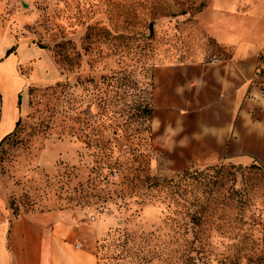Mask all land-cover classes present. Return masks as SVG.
<instances>
[{"label":"rangeland","instance_id":"374dc122","mask_svg":"<svg viewBox=\"0 0 264 264\" xmlns=\"http://www.w3.org/2000/svg\"><path fill=\"white\" fill-rule=\"evenodd\" d=\"M253 2L0 0V79L16 83L14 118L0 140L20 119L0 144V226L7 228L9 250L21 217L58 210L73 219L66 221L65 231L77 233L75 246L92 252L97 264L124 255L110 243L120 231L133 236L131 245L145 242L158 249L169 241L174 206L168 191H158L155 182L184 169L237 166L176 170L167 165L164 152L150 142L141 113L152 90L153 69L227 57L231 46L218 40L222 30L245 40L251 39L252 25L264 33V21L251 22V16H264V5ZM21 47L36 51L22 60ZM259 61L264 64V52ZM2 107L0 87V122ZM110 152L118 164L101 170L107 177L100 178L97 166ZM238 170L244 173L242 181L250 177L251 182V172L261 176L251 188L247 222L234 231L244 237L213 232L204 264H264V167ZM26 248L14 250L26 256ZM178 256L164 249L147 261L181 264Z\"/></svg>","mask_w":264,"mask_h":264},{"label":"crops","instance_id":"0c3cea01","mask_svg":"<svg viewBox=\"0 0 264 264\" xmlns=\"http://www.w3.org/2000/svg\"><path fill=\"white\" fill-rule=\"evenodd\" d=\"M260 2L264 5V0ZM261 21L264 16H251V22ZM252 26L247 40L219 31L218 40L231 46L227 57L154 67L152 144L166 154L169 167L264 166V64L259 61L264 33ZM35 51L34 47H21L19 56L27 60ZM48 62L45 56L44 63ZM15 86V82L0 79V137L14 118L11 100ZM66 221H73L67 211L24 215L12 229L15 246L10 250L7 228L1 225L0 264H96L92 252L75 246L78 235L70 228L65 231ZM23 245L26 256L15 253Z\"/></svg>","mask_w":264,"mask_h":264},{"label":"trees","instance_id":"16d2710c","mask_svg":"<svg viewBox=\"0 0 264 264\" xmlns=\"http://www.w3.org/2000/svg\"><path fill=\"white\" fill-rule=\"evenodd\" d=\"M11 50L12 48L8 49L5 56H8ZM152 90L148 101L145 102L141 110L143 117L148 121L147 133L151 143ZM17 104H20V95H18ZM19 122L20 119L15 122L13 130L0 140V144L16 131ZM102 159L97 166V176L100 178L107 177L101 170L111 171L118 164V158L113 159L111 152ZM252 165L254 164L247 165L248 169H251ZM236 166L237 170L234 167L227 168L223 165L209 166L204 169H184L175 173L168 180H164L166 182H155L154 186L158 187V191H168L166 195L169 197V201L172 200L174 206L173 211L169 212L173 215L169 218L175 222L170 225L172 234L169 241L164 245L161 244L162 247L158 246V249L148 247L145 242L131 245L133 236L125 230L120 231L111 239L110 243L124 255L116 254L104 257V264H126L130 261L134 264H148L147 259L155 254H163L164 249H167L168 253L179 252L178 259L181 264H204L203 255L207 252L206 247L210 245L213 232L227 238L240 237L242 240L244 236L237 235V232L234 235V231L236 228L243 229L247 222V214L251 205V188L259 185L258 181L261 176L256 172H251V182L248 180L250 177H246L242 181L244 173L240 172L238 168L246 166ZM188 244L189 248H185ZM134 245H136L135 248ZM174 245L177 247L172 249ZM131 255H135V258H130ZM148 256L150 257L148 258ZM223 264L237 263L229 260L228 263L223 262Z\"/></svg>","mask_w":264,"mask_h":264},{"label":"water","instance_id":"95a60500","mask_svg":"<svg viewBox=\"0 0 264 264\" xmlns=\"http://www.w3.org/2000/svg\"><path fill=\"white\" fill-rule=\"evenodd\" d=\"M149 33H152V23L149 24Z\"/></svg>","mask_w":264,"mask_h":264},{"label":"built area","instance_id":"2783aa9c","mask_svg":"<svg viewBox=\"0 0 264 264\" xmlns=\"http://www.w3.org/2000/svg\"><path fill=\"white\" fill-rule=\"evenodd\" d=\"M91 219H94V216H91Z\"/></svg>","mask_w":264,"mask_h":264}]
</instances>
